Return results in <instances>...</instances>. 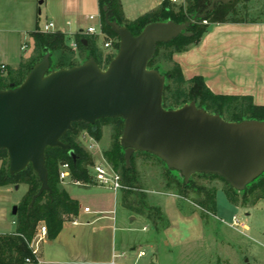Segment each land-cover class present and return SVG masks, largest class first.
Here are the masks:
<instances>
[{"label":"water","instance_id":"water-1","mask_svg":"<svg viewBox=\"0 0 264 264\" xmlns=\"http://www.w3.org/2000/svg\"><path fill=\"white\" fill-rule=\"evenodd\" d=\"M220 2L227 1L213 0L203 14L183 24L172 20L148 24L138 36L110 21L107 14V25L120 39L107 69L90 58L79 66L50 72L48 54L21 85L0 91V151L8 152L12 175L31 165L41 183L29 210L45 191L51 193L46 150L70 149L62 138L77 122L96 130L101 119L122 118L120 143L127 168L132 167L134 153H149L180 172L186 183L197 174L218 175L238 192L264 174V122H228L195 102L167 110L165 77L149 68L158 44L181 34L191 37V25Z\"/></svg>","mask_w":264,"mask_h":264},{"label":"trees","instance_id":"trees-1","mask_svg":"<svg viewBox=\"0 0 264 264\" xmlns=\"http://www.w3.org/2000/svg\"><path fill=\"white\" fill-rule=\"evenodd\" d=\"M212 1L186 0L185 3L179 5L164 0L157 9L147 12L133 21L125 17L121 0H98V3L102 31L107 39L113 41L112 49L117 51L120 39L107 25V14L110 21L126 27L134 36H138L151 23L172 20L177 24H183L191 21L195 15L203 14L211 6ZM226 1V3L216 4L203 20L191 25L188 30L192 33L191 37H185L181 34L169 43L158 44L155 57L149 63V68L157 70L156 65L159 58L169 65L167 74L169 84L165 85L163 99V107L167 110L178 109L187 103L195 102L198 108L210 114L219 115L228 122L241 123L247 120L264 122V106L256 105L251 96L215 94L207 86L203 77L196 76L189 80L185 79L180 65L173 60L174 54L185 52L189 47L198 44L211 25L256 22L245 17L248 13L247 6L250 1ZM242 10L244 11L242 12ZM205 21L207 23H204ZM30 36L34 42L32 55L28 59H22L17 69L8 67L6 75L0 73V91L11 89L12 85L15 87L21 85L31 69L48 54L51 62L50 72L79 66L90 58H94L101 68L108 67L116 55L115 53L105 54L98 46V36L96 35L78 33L75 36L76 48L68 45L65 34L61 32H43L38 25ZM84 40L87 41V44L84 43ZM3 71L0 67V72ZM105 122L113 125L112 142L110 148L103 152V157L113 170L121 176L125 206L135 214L148 219L156 230H164L169 226V220L166 218L163 209L147 203V196L140 187V177L133 164L130 168L126 166L125 149L120 143L124 132V120L122 118L101 119L95 125L96 130L92 125L77 122L73 124V130L67 132L62 138V142L69 145L70 149L48 148L46 150V168L51 193L45 191L30 210L29 205L32 198L39 192L41 187L36 172L30 165L24 171L12 175L9 171L8 152L6 150L0 151V161L2 162L0 186H19L21 184L28 186V191L16 214L15 233L0 234V264L37 263L38 257L33 254L31 244L39 227L44 224L47 227L48 238L55 240L61 233L65 223L79 215L80 205L78 201L72 199L61 185V168L63 164L68 163L70 165L71 180L87 185L96 184L89 171V168L94 165L93 156L80 144L78 139L80 130H86L91 138L99 142L102 139L101 124ZM71 151L74 153L73 156ZM197 175L224 179L218 175ZM194 188L195 185L192 179L188 183L183 180L178 187V195L183 197L190 189ZM201 190L204 199L195 201V204L201 207L203 216H205V213L215 215L217 189L201 188ZM225 191L229 201L235 206L248 202L255 205L264 200V174L242 192H238L232 187H230V191ZM241 193L244 194L242 202L238 198ZM178 206L181 210L185 208L181 199H179ZM192 212L194 210H191ZM27 259L30 262H27Z\"/></svg>","mask_w":264,"mask_h":264},{"label":"crops","instance_id":"crops-1","mask_svg":"<svg viewBox=\"0 0 264 264\" xmlns=\"http://www.w3.org/2000/svg\"><path fill=\"white\" fill-rule=\"evenodd\" d=\"M161 4L162 1L158 2L156 4L158 6L154 9ZM40 5L42 6L37 10V14L42 15L43 11L46 12L47 23L54 24L52 32H61L66 36L75 38L78 33L85 34L89 27H95L90 24L85 29L84 25L88 20L100 22L98 0H42ZM83 8L90 13L84 22L79 17V10ZM123 11L128 20L137 19L126 14L124 5ZM37 14L34 9L27 14L28 28L35 25L36 29L37 25L39 26ZM91 17L94 19L92 20ZM75 44L74 40L70 46L74 47ZM111 50L112 48L108 49L107 53H111ZM32 52L33 49L31 54L23 59L29 58ZM173 60L180 65L185 79L201 76L215 94L251 96L256 105L264 106V20L255 23L211 25L198 44L189 47L185 52L174 54ZM20 62L21 59L15 66L8 63H1V66L17 69ZM61 185L72 199L78 201L79 215L65 223L55 240L47 238L43 241L39 245L38 262L28 264H150V261H144L147 252L143 247H149L152 260L155 258V262L152 263L157 264L163 246L166 247L165 256L170 264L177 261L171 257L172 251L182 249L189 243L206 244L212 239L213 246L219 244L216 233L207 234L206 226H203L205 218L202 213L192 207L188 206L182 212L186 218L197 214L199 220L203 221L201 236L173 242L168 241L166 236L171 226L170 221L169 226L164 230H156L148 219L135 214L125 206L122 190L114 191L97 184H75L71 179L62 181ZM12 187L14 185L0 186V234H12L16 231V215L14 212L9 214L7 207L17 205L18 211L21 202H15L11 196ZM79 187L84 189H76ZM106 189L113 191V195L102 191ZM256 205L249 208L236 206V208L248 212ZM119 206L128 211L126 217L130 224L119 220L117 215ZM86 208H89L90 212H85ZM191 210L194 212L191 213ZM246 215L250 216L248 213ZM139 219L143 222L147 220L145 223L152 225V233L146 239L138 240L128 235L129 231L133 232L132 224ZM241 219L246 223L247 230L238 231L228 224V229L237 239L233 243L231 237L226 238L223 245L230 250L237 247L242 257L240 264H264V248H261L264 245V233L250 226L247 219ZM143 231H148L147 227H144ZM229 236L233 237V234ZM255 245L260 246L261 249ZM179 261L190 264L188 261L185 262L186 260ZM225 261L227 262V259ZM214 264H223V261L218 259Z\"/></svg>","mask_w":264,"mask_h":264},{"label":"rangeland","instance_id":"rangeland-1","mask_svg":"<svg viewBox=\"0 0 264 264\" xmlns=\"http://www.w3.org/2000/svg\"><path fill=\"white\" fill-rule=\"evenodd\" d=\"M160 1L163 2L164 0H122V3L125 7L126 14L129 17L138 18L146 12L156 8L158 6L156 4ZM248 1H250L247 6L248 13L247 15L245 14L246 16H243L250 20L263 21L264 0ZM41 2L42 0H0V67L1 63H8L11 66H15L18 64L20 59L22 60L31 54L33 49V40L30 36V32L35 29V25L30 28L27 27V14L31 11V9H34L37 14V10L41 9ZM176 4L180 5L183 3L179 2ZM243 11L244 10H242V12ZM89 14V11L84 8L79 10L80 20L84 22L86 20V16H89ZM37 18H39V27L43 30L45 24L48 22L46 12L43 11L42 15L37 14ZM90 24L95 26L97 31L100 30V22L98 20L86 21L84 28L87 29ZM74 40V37L70 35L67 36L68 45H71ZM105 41L106 39L103 36L98 35V46L105 54H107L108 49L104 47ZM111 53H115L117 55V51H114L113 49L111 50ZM102 68L107 69V67ZM156 68L161 75L165 77V85H168L169 78L167 74L169 65L159 58ZM7 71L8 67L0 73L6 75ZM112 125L113 124L108 122L101 124L102 139L99 142H96L93 138H91L86 130H80L78 140L80 144L90 152L94 159V165L89 168L91 176L93 175V167L95 165L107 163L103 157V152L110 148L112 142ZM132 164L140 177V187H142L147 196V203L152 206L162 208L166 218L170 221L171 226L167 232L168 234H166L168 241L182 242L183 240L190 238L195 239L198 236H201V225L203 221L199 220L200 218L197 214L194 217L186 218L182 211L187 209L189 206L192 207V209H197L201 212V207L195 204V201L204 199V194L202 193L201 188L217 189L216 213L215 215L205 213V224L203 223V226H206L204 227L208 235L213 232L217 234L219 244H217V246H213L214 243H212V239L208 240L206 244L189 243L188 245L183 246L182 249L179 248L172 251L171 257L177 259V261L171 262L170 264H183V262H180L179 260H186L185 262L188 261L190 264H214V262L218 261V259L223 261V264L242 263V257L240 253H238L237 247H233L232 249L234 250H230L226 247V245H223V243L226 242L225 239L229 237L232 238L231 240H233V243L236 242L235 239L237 238L234 236V233L228 229V224H231L234 216L247 219L250 226L264 233V200L257 203V205L248 210V212L241 208H249L253 206L250 202L246 204L242 203V205H240L242 207L237 209L236 206L229 201L226 195L225 190L230 191L231 187L226 180L218 177L195 175L191 178L194 182L195 188L190 189L183 195V197H181L178 195V187L182 184L184 177L180 172L169 169L159 158L144 152L134 153L132 157ZM1 166L2 162L0 161V168ZM76 189L84 188L79 187ZM27 191L28 186L25 184L14 186L11 190V196L14 198L15 202H21ZM102 191L112 195L114 193L113 191L107 189ZM243 197V193L238 195L241 202L243 201ZM178 198L181 199L185 206L182 210L178 206ZM15 207H17V205L7 207L9 214H13ZM117 213L119 220H122L126 224H130V221L126 217L128 213L126 209L119 206V208H117ZM246 213L250 214V216H247ZM10 217L11 216L9 215V218ZM145 222L139 219L137 222L133 223V232L129 231L128 235L138 240L149 237L153 228L152 225ZM144 227H147L148 231H143ZM231 234H233V237L229 236ZM255 246L260 248L258 245ZM261 248H264V245H262ZM143 249L147 252V256L144 258V261H150V264H153L152 262H155V258L152 260L153 256L149 247H143ZM164 249H166V247L163 246L160 250L159 262L157 264H169L168 260H166V253ZM226 259L227 262H224Z\"/></svg>","mask_w":264,"mask_h":264},{"label":"built area","instance_id":"built-area-1","mask_svg":"<svg viewBox=\"0 0 264 264\" xmlns=\"http://www.w3.org/2000/svg\"><path fill=\"white\" fill-rule=\"evenodd\" d=\"M169 1L172 3H179V2L185 3V0L183 1L182 0H169ZM91 19L93 20L94 17H91ZM204 23H207V22L205 21ZM53 28H54L53 23H47L44 26V29L42 31L46 33H50L52 32ZM85 34H91V35H96V36L101 35L103 37H106V35L102 31L101 19H100V30L99 31H97L96 27H89ZM112 46H113V41L111 39H108L104 44V47L106 49H110L112 48ZM74 48H76V44L74 45ZM5 68H6L5 65L1 66L2 70H5ZM92 178L97 185L110 188L114 191H121L124 188L121 182V176L117 172H115L108 163L95 165L93 167ZM68 179H71L70 165L68 163H65L62 165V168H61L60 180L66 181ZM72 181L75 184H81L78 181H74V180ZM85 212H90V209L86 208ZM230 227L238 231L247 230L246 223L240 217H237V216L233 217ZM47 238H48L47 227L44 224H42L39 227L37 235L31 244V249L35 256L38 255L39 245L43 241H45ZM27 262H30V260L27 259Z\"/></svg>","mask_w":264,"mask_h":264}]
</instances>
